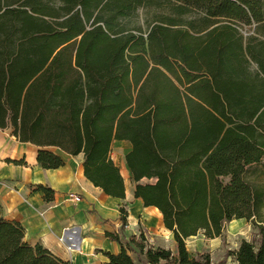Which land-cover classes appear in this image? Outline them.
<instances>
[{
  "label": "trees",
  "instance_id": "1",
  "mask_svg": "<svg viewBox=\"0 0 264 264\" xmlns=\"http://www.w3.org/2000/svg\"><path fill=\"white\" fill-rule=\"evenodd\" d=\"M144 8L168 13L143 30L132 19ZM0 128L40 147L45 169L64 165L47 148L83 154L88 180L118 198L113 147L131 143L134 195L159 209L176 251L106 232L121 246L108 264H224L186 240L241 218L256 234L235 260L264 264V0H0ZM0 264L71 263L0 206Z\"/></svg>",
  "mask_w": 264,
  "mask_h": 264
},
{
  "label": "crops",
  "instance_id": "2",
  "mask_svg": "<svg viewBox=\"0 0 264 264\" xmlns=\"http://www.w3.org/2000/svg\"><path fill=\"white\" fill-rule=\"evenodd\" d=\"M114 147L115 161V154L126 156L132 145L129 141H116ZM40 149L20 142L11 130L0 128V206L6 219L22 224L28 243H39L71 264H108L105 252L117 254L121 246L107 237L106 232L121 231L129 237L137 235L144 223L164 224L159 209L144 206L135 197L134 186L127 185L126 180L125 198L110 196L85 176L83 154L72 156L56 147L47 148L61 156L64 165L45 169L38 162ZM118 162L121 173L123 169L127 172L121 157ZM39 185L54 191L51 200H46L45 193L37 188ZM70 194L80 196L81 200L75 201ZM122 207L127 212L124 230H121ZM245 221L248 222L241 218L230 222L239 227Z\"/></svg>",
  "mask_w": 264,
  "mask_h": 264
},
{
  "label": "rangeland",
  "instance_id": "3",
  "mask_svg": "<svg viewBox=\"0 0 264 264\" xmlns=\"http://www.w3.org/2000/svg\"><path fill=\"white\" fill-rule=\"evenodd\" d=\"M158 13H168V11H164L163 9L159 8L140 9L137 13V16L132 19V24L141 25L143 30H147L149 23L154 21V18ZM192 17L198 19L199 15L197 13H193ZM254 27V24L243 25L242 30L246 34L253 33ZM114 148L115 147H113V150H115ZM120 157L126 164L125 155H121ZM120 157L115 154V161L117 165L119 164L118 161ZM127 174L128 175L125 178L127 185L134 186L131 180L130 171L127 170ZM142 182L146 183L151 181L148 179H143ZM141 232L145 234L149 244L169 248L173 252L176 251L174 235L164 227L162 222L156 224L144 223V225L138 230L137 235H140ZM255 234L256 230L253 228L250 222L245 221L244 224L239 227H234L233 222H228L225 227L224 236L218 237L217 239H209L203 234V232H200L198 235L190 237L186 240L187 249L192 256L198 253L208 252L211 254L212 260L215 262L223 261L224 264H238L232 253L237 249L240 241L244 237L251 240ZM162 264L169 263L162 262Z\"/></svg>",
  "mask_w": 264,
  "mask_h": 264
},
{
  "label": "built area",
  "instance_id": "4",
  "mask_svg": "<svg viewBox=\"0 0 264 264\" xmlns=\"http://www.w3.org/2000/svg\"><path fill=\"white\" fill-rule=\"evenodd\" d=\"M70 198L74 199L75 201H80L81 197L75 194H70Z\"/></svg>",
  "mask_w": 264,
  "mask_h": 264
},
{
  "label": "bare ground",
  "instance_id": "5",
  "mask_svg": "<svg viewBox=\"0 0 264 264\" xmlns=\"http://www.w3.org/2000/svg\"><path fill=\"white\" fill-rule=\"evenodd\" d=\"M122 173H123V175H124L125 177H127L128 174H127L126 170L123 169ZM158 212L160 213L159 210H158Z\"/></svg>",
  "mask_w": 264,
  "mask_h": 264
}]
</instances>
